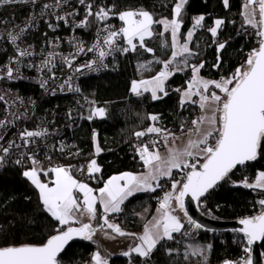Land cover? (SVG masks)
<instances>
[{
    "label": "snow or ice",
    "instance_id": "1",
    "mask_svg": "<svg viewBox=\"0 0 264 264\" xmlns=\"http://www.w3.org/2000/svg\"><path fill=\"white\" fill-rule=\"evenodd\" d=\"M221 2L230 12V0ZM188 3L189 0H167L163 6H171L169 18L158 15L155 6L149 9L135 3H121V0H0V8L25 5L38 9L29 12L23 26L14 25L0 32V39H6L14 49V55L0 68V80L23 79V66L36 69V82L46 93L50 91L55 95L57 90L81 93L74 81L84 75L85 70L98 73L108 69L109 64L105 61L109 57L115 59L117 55L148 53L152 59L138 62L140 78L130 82V93L137 100L150 98L157 102L174 92L179 97V112L197 113L190 122L187 118L181 119L180 135L163 124L161 114L148 113L143 118L149 121L148 125L132 133L139 141L134 145V159L138 158L143 170L126 171L102 180L97 175L102 168L95 158L80 166L52 164L49 150L64 153L66 146L61 144L57 148L55 144L47 143L49 137L58 133V130L50 132L45 126L51 122L42 121L33 129L23 127L14 138L6 139L9 128L15 127L17 121L31 117L23 98L9 99L8 92L0 90V105L5 109L3 118H0V169L9 161L21 166V175L37 192L39 206L53 221L52 234L40 244L0 243V264H62L61 254L71 241L78 238L98 244L94 240L98 232L110 240L130 237L132 243L122 255L138 259L140 264H152L153 256L161 249L169 257L176 255L178 250L165 247V244L180 236L192 241L186 244L182 253L185 264H191L192 257L197 258L195 264H208L213 245L198 243L196 238L201 230H213L189 214L186 198L204 207L210 190L216 189L221 182L242 186L260 196L254 203V207L259 206L255 214L240 218L238 223L242 227L232 230L240 234L234 243L242 245L243 255L236 260L223 261V264H253L252 246L264 242V170L257 171L251 182L247 176L232 181L231 175L251 162L264 159V0H240L238 15L241 19L236 35L254 44L234 71L217 79L201 75L207 62L200 59L197 33L206 30L210 34L209 46L214 45L216 52L211 67L219 71L221 54L232 39L229 36L221 40L220 34L228 24L235 25L236 20L216 17L210 26H206V16L200 14L192 16L191 25L182 31ZM41 20L54 34L49 37L48 31L43 33L46 47L39 51L31 44L21 47L26 34ZM113 20L118 21L119 26L111 23ZM0 23L12 21L0 19ZM61 28L67 29L71 35L66 38L55 35ZM93 28L94 40L90 44L76 35L77 32L88 33ZM62 40L71 48L67 54L58 51ZM153 40L158 49L149 46L148 42ZM89 54H92L91 59L78 63L81 57ZM33 57L42 58L37 63L30 59ZM157 64L161 65L160 70L145 78L143 74L152 72ZM65 68L69 72L59 78L56 87L49 89L50 82L58 79L57 70ZM177 73L188 74L184 85L170 89L169 81ZM85 100L87 115L81 113L77 117L69 109L66 113L68 121L107 119L105 107L95 100ZM29 103L35 105L34 100ZM21 107L24 111L19 110ZM98 135L93 129V157L102 152ZM41 145L50 166L46 167L38 158ZM161 147L165 151L162 152ZM80 154L77 149L68 156L74 158ZM74 172L98 184L102 182V186L93 188L86 180L77 179ZM166 184L169 187L164 191ZM158 189L163 195L157 198L155 215L145 220L141 233L127 232L110 218L123 211L129 198L138 193H156ZM208 212L211 215V210ZM97 220L99 222L94 223ZM87 264H109V261L98 249Z\"/></svg>",
    "mask_w": 264,
    "mask_h": 264
},
{
    "label": "trees",
    "instance_id": "2",
    "mask_svg": "<svg viewBox=\"0 0 264 264\" xmlns=\"http://www.w3.org/2000/svg\"><path fill=\"white\" fill-rule=\"evenodd\" d=\"M121 3H135L144 5L149 9L155 6L154 10L158 15L169 18L171 16V6L169 5L167 8L163 6L167 0H121ZM230 5V12L223 8L221 0H189L188 5H186L182 31H186L191 25L192 16L200 14L206 16V26H210L213 18L216 17L236 20L235 25L228 24L220 34L221 40L227 39L229 36L232 39L221 54L222 67L219 71L211 67L215 62L216 52L214 45L209 46L211 43L210 34L206 30L197 33L198 50L201 52L200 59L207 62L205 68L201 70V75L204 77L217 79L220 75H229L246 59L247 52L252 48L253 41L236 35L237 25L240 21L238 15L240 0H230ZM148 43L150 47L157 49L159 47L155 40ZM157 55L160 56L161 53L157 51ZM161 58L167 59V56ZM149 59H152V56L148 53L121 55V62L117 70L81 82L82 90L94 97L100 106L105 107L108 115L107 119H96L92 122L83 119L79 128L70 136L76 142L70 152L79 149L81 154L74 158H69L66 155L63 158V165H86L89 159L95 158L102 168L101 173L97 174L102 177V180L121 172L142 171L138 158L134 159L135 149L132 148V144L136 139L132 133L142 130L148 125L149 121L143 118L148 113H159L162 115L163 124L179 134L181 119L187 118L190 122L193 115L197 114L188 111L179 112L177 107L179 97L174 92L157 102H152L150 98L137 100L130 93V82L140 78V73L137 72L138 62ZM160 67L159 64L154 65L153 71L145 72L144 77L147 78L155 74L156 71L160 70ZM187 75L177 73L170 79L169 88L183 86ZM145 95L147 97L148 94ZM93 129L99 134V144L102 148V152L95 157L92 155L95 147L92 140ZM22 170L15 167L0 170V227L3 228V231L0 232V243L40 244L53 231V221L42 211L38 203L37 192L30 182L21 175ZM260 170H264V159H259L246 167L239 168L231 175V180L240 181L247 176L249 181H252L256 172ZM74 175L77 179L85 180V176L80 173L74 172ZM100 186H102V182L96 187ZM165 186L169 187L167 184ZM161 194L162 191L159 189L156 193H138L125 202L120 214H115L110 218H117L113 220L118 222L125 231L139 234L145 220L151 217L158 205L157 198ZM258 198L260 196L250 189L221 182L216 189L210 191L204 207H199L206 216L216 217L213 219L237 220L255 214L259 206L254 207V203ZM145 209H148L147 213H145ZM208 210H211V215H209ZM98 222L97 220L95 223ZM239 235L238 233H214L201 230L196 242L213 245V249L209 253L208 264H223L225 259L236 260L243 255L242 245L234 243ZM190 242L192 241L177 236L176 241H169L165 244V247L177 249V254L169 257L161 249L153 256L152 264H185L182 253L186 244ZM98 249L102 255L107 256L109 264H140L138 259L134 260V258L123 255L110 254L99 241L98 244L91 241L74 242L66 248L60 259L62 264H86L92 253ZM261 250L264 257V242H262ZM196 259V257H192L191 264H195Z\"/></svg>",
    "mask_w": 264,
    "mask_h": 264
},
{
    "label": "built area",
    "instance_id": "3",
    "mask_svg": "<svg viewBox=\"0 0 264 264\" xmlns=\"http://www.w3.org/2000/svg\"><path fill=\"white\" fill-rule=\"evenodd\" d=\"M48 2H50V0H48ZM30 11H38V9H31L30 6L25 5H13L0 8V19L12 21V23L8 24L0 23V32H5L6 30L13 28L14 25L23 26ZM111 23L119 26V22L116 20L111 21ZM239 24L240 21L237 25V28L239 27ZM46 31L49 32V37L54 35L47 29L46 24L41 20L38 24L33 27L30 32L26 34V36L24 37V43L21 44V47H24L27 44H31L37 51H39L41 47H46L44 43L46 38L43 36V33ZM94 34L95 28L91 29L88 33H76V35H80L88 44L93 42ZM55 35H59L61 37L66 38L71 35V33L67 29L61 28V30L55 33ZM58 51L67 54L71 51V48L69 45H67V43L62 40L61 46ZM13 55V47L7 42L6 39H0V68H2L3 65L8 63V58ZM41 58L42 57H33L30 59L38 63ZM91 58L92 54L81 57L78 63H81L83 62V60ZM105 62L109 64L108 69L102 70L98 73H90L85 70L84 75L78 76V78L74 81V86L80 87L81 82H83V80L85 79L100 76L104 73L117 70L121 62V55H117L115 59L109 57L108 60H106ZM25 63H27V61H25ZM68 72L69 70L67 68L63 69V71L57 70L58 79L54 82H50V84L48 85L49 89L56 87V85L60 83L59 78L64 77ZM21 75L23 79L11 81L0 80V90L7 91L9 94V99L15 96L23 98L25 107L29 108V116L31 118L28 120L17 121L15 127H11L7 130L6 139L14 138V134L23 127L33 129L36 128L37 125H40L42 121L51 122L46 123L45 126L49 128L50 132L58 130V133L57 135L49 137L47 143L49 145L55 144L57 148L61 144L65 145L66 147L64 153H61L56 150H49V154L52 156L53 165H63V158L68 155L70 150L76 145V142L71 139L70 136L79 128V126L83 122V119L79 118H77L74 122L68 121L66 118L67 111L69 109H72L74 115H76L77 117L81 113H83V115H87L88 105L86 103L85 98H87L88 100H97L94 97L88 95L86 92H84L81 87V93H72L68 92L67 90H65V92H60L59 90H57L55 95H52L50 91L46 93L43 89L40 88L39 84L36 82L38 73L34 68L28 69L22 66ZM30 100L35 101L34 106L29 103ZM77 101H79V104H77ZM81 105H84V107H81ZM19 110L24 111V108L21 107ZM4 112V107L0 105V118H3ZM192 113L194 114L195 112ZM145 139L147 140L148 138ZM137 143H139V141L135 140L132 144V148H134V145ZM44 151L45 149L43 148V145H41V152L39 153L38 158L44 161L45 166H50L48 161L44 158ZM25 166H27V162L25 163ZM7 167L23 169L21 166L15 165L12 161H9L4 168ZM84 179L87 182H90L95 187L98 185V183H96V181L94 180H87L86 177ZM167 190L168 187L165 186L164 191ZM162 195L163 191L161 196ZM111 219L113 220L117 218Z\"/></svg>",
    "mask_w": 264,
    "mask_h": 264
},
{
    "label": "water",
    "instance_id": "4",
    "mask_svg": "<svg viewBox=\"0 0 264 264\" xmlns=\"http://www.w3.org/2000/svg\"><path fill=\"white\" fill-rule=\"evenodd\" d=\"M186 208L188 209L189 214L195 220L207 226V228H210L213 230V231H208V232L236 233L232 230L242 227L238 223L239 219L227 221V220L213 219L211 217L206 216L204 213H202V211L200 210V207L195 202H193L190 198H186ZM74 242H84V240H80L77 238L74 241H71L69 245ZM69 245H67L66 248ZM261 245H262V242H257L252 246L251 255H252L253 264H264V257L262 254Z\"/></svg>",
    "mask_w": 264,
    "mask_h": 264
},
{
    "label": "crops",
    "instance_id": "5",
    "mask_svg": "<svg viewBox=\"0 0 264 264\" xmlns=\"http://www.w3.org/2000/svg\"><path fill=\"white\" fill-rule=\"evenodd\" d=\"M206 78H208V77H206ZM180 134L181 133H179L177 135H180ZM177 143H179V142H177ZM161 151L163 152V151H165V149L163 147H161ZM121 173H123V172H121ZM117 174H120V173H117ZM114 175H116V174H114ZM42 179H46V178L42 177ZM81 180H83V179H81ZM88 183L93 188H98V187L93 186L90 182H88ZM97 207L99 208V205ZM157 207H158V205L156 206V208ZM113 215H115V214H113ZM153 215H155V210H154L153 214L151 215V217ZM151 217L149 219H151ZM85 222H87V218H85ZM94 239H96L97 241H99L104 246V248L106 249V251H108L110 254H119V255H122V252L123 251H126L127 250V246L132 242L131 239L130 238H127V237H117L115 240L105 239L104 236H103V234L102 233H99V232L94 237ZM89 261H90V259L88 260V262Z\"/></svg>",
    "mask_w": 264,
    "mask_h": 264
},
{
    "label": "rangeland",
    "instance_id": "6",
    "mask_svg": "<svg viewBox=\"0 0 264 264\" xmlns=\"http://www.w3.org/2000/svg\"><path fill=\"white\" fill-rule=\"evenodd\" d=\"M251 182V181H250Z\"/></svg>",
    "mask_w": 264,
    "mask_h": 264
}]
</instances>
